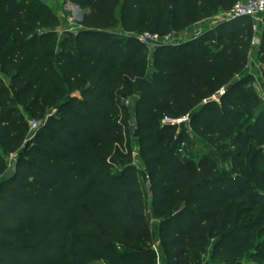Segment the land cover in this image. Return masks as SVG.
<instances>
[{
	"label": "trees",
	"instance_id": "16d2710c",
	"mask_svg": "<svg viewBox=\"0 0 264 264\" xmlns=\"http://www.w3.org/2000/svg\"><path fill=\"white\" fill-rule=\"evenodd\" d=\"M68 1L89 11L75 50L60 49L49 4L0 0V147L17 153L8 180L11 156L0 152V264H156L157 237L166 264H200L207 250L211 264H264V156L231 152L238 140L264 139L247 72L250 19L161 44L152 56L135 38L181 34L238 0ZM119 26L122 35L106 33ZM222 89L220 104L205 103ZM25 111L34 120L51 112L33 142ZM185 116L189 133L161 124ZM132 120L155 231L131 164ZM194 138L214 145L230 171L212 156L183 159L179 149Z\"/></svg>",
	"mask_w": 264,
	"mask_h": 264
},
{
	"label": "rangeland",
	"instance_id": "374dc122",
	"mask_svg": "<svg viewBox=\"0 0 264 264\" xmlns=\"http://www.w3.org/2000/svg\"><path fill=\"white\" fill-rule=\"evenodd\" d=\"M35 1V0H33ZM248 0H238L234 2L231 6H228L227 8H222L214 17L210 19L209 24H216L217 20L222 18L223 15L230 11L236 4L246 2ZM50 8L52 11L58 16L60 19V27L58 28V34L60 37V42H61V50H67V49H76V42L75 38L79 35V33L84 30L83 26L81 25L83 16L88 14L89 11H82L78 8H76L73 4H71L68 0H51L48 2ZM245 23L247 24L248 27V33L252 37L255 35H259L262 40L264 39V17L261 18L260 20L257 21V25L259 26V31L258 33L255 32L253 26L255 22L253 20H245ZM122 29L121 27H116L114 29L107 30L106 33L110 35H115V36H120L122 35ZM193 35V34H192ZM191 33L187 34L182 33L177 35L175 38H171V42H174L176 44L186 40L190 36H192ZM67 41H69L67 43ZM263 42V41H262ZM150 53V52H149ZM150 56H152V53H150ZM253 60L257 58L256 54H253L252 56ZM250 73V70L248 69L247 71ZM264 73V72H263ZM264 77V75H263ZM250 85L253 86L255 89L257 95L260 97L262 101V106L260 108V111L264 112V94H261L257 89H256V80L254 77H252V80L250 81ZM132 101V99H130ZM131 105V104H130ZM51 112H47L46 115L42 118H40L38 121L41 123L46 124L48 117L51 115ZM26 119L27 120H33L35 119L29 112H24ZM258 115V112H256L253 116L247 118L245 123H243L240 127L241 131H245L246 127L248 125H251L254 121V117ZM43 129V128H42ZM39 133V132H38ZM37 133V134H38ZM178 134V131L175 133ZM134 135V121L132 120V127H131V135L130 138L128 139V147L130 148V151L132 152V161L131 164L136 168L139 180L143 186L144 193H145V203H146V209L147 213L149 216H151L152 220V225L154 228V231L157 228V224L159 223L160 219L157 218L156 216H153L152 213V194L150 191V183L147 177V174L145 172V166H144V161L139 157V144L138 141L133 137ZM193 144H189L185 146L184 149V154L182 155L183 159L187 160L189 159L190 161H193L194 163H199L202 158L205 156H212L216 161L222 170L230 171L231 169V162H225L222 159V156L220 153L217 152V148L214 145H211L207 142H203L199 139L194 138ZM254 149L256 151H262L263 156H264V139L262 141H257V142H246L244 140H238L235 143L234 149L231 150V152H234V154H240L243 152H247L250 149ZM0 152L4 157H7L9 154L0 147ZM17 153H12L11 156L14 158V156ZM118 171V169L116 170ZM156 242V241H155ZM80 244L77 241H73L71 244V251L74 257L77 260H80L83 258V255L79 249ZM244 263L246 264H256L253 261H251L249 258L244 259ZM82 264H107L104 260L99 259V258H94L91 257L87 261L83 262ZM200 264H211L209 261V254L208 250L205 251L201 255V263Z\"/></svg>",
	"mask_w": 264,
	"mask_h": 264
},
{
	"label": "built area",
	"instance_id": "2783aa9c",
	"mask_svg": "<svg viewBox=\"0 0 264 264\" xmlns=\"http://www.w3.org/2000/svg\"><path fill=\"white\" fill-rule=\"evenodd\" d=\"M264 17V0H248L246 2L238 3L236 4L230 11L226 12L222 18L218 19L216 24H209L207 22L210 21V19L196 24L192 26L190 29L185 31L187 34H190L188 39L191 38H198L205 30L224 22H231L236 19H243V18H249L255 22L253 28L256 33L259 31V26L257 25V21ZM183 32V33H185ZM182 34V33H181ZM179 34H173L168 37H161L157 34L152 33H142L135 36L137 41L143 45H145L150 53H153L154 50L164 43H172L176 44L174 42H171V38H175ZM185 41V40H184ZM179 44V43H178ZM253 54L257 55V58L253 60L252 56ZM250 60L248 69L250 70V73L253 67H256L260 69L259 75H253V77L256 80V89L261 93L264 94V51H262V38L259 35H255L252 39V48L250 51ZM226 95V89H222L219 92H217L212 98L205 101V103H221V99ZM126 106H130V101L127 100L125 102ZM28 128L30 132L29 142H33L37 136V133L42 130V128L45 126L44 123H41L38 120H27ZM163 127H169V128H176L178 132L181 130L182 127H185L188 130V133L191 132L190 128V116H185L181 118H173V117H165L161 122ZM185 145H182L179 149V154L182 156L184 154ZM16 159L10 157L8 158V165L9 168L13 164H16ZM153 250L156 254V264H166V259L163 256V253L160 248V243L155 242L153 245Z\"/></svg>",
	"mask_w": 264,
	"mask_h": 264
},
{
	"label": "water",
	"instance_id": "95a60500",
	"mask_svg": "<svg viewBox=\"0 0 264 264\" xmlns=\"http://www.w3.org/2000/svg\"><path fill=\"white\" fill-rule=\"evenodd\" d=\"M42 4H48L49 0H39ZM76 8L79 9L78 6H75ZM133 137L136 139L138 137V130L137 128L134 129V135ZM17 174V164H13L11 166V168H9V170L7 171V173L5 174V178L8 180L13 179Z\"/></svg>",
	"mask_w": 264,
	"mask_h": 264
},
{
	"label": "crops",
	"instance_id": "0c3cea01",
	"mask_svg": "<svg viewBox=\"0 0 264 264\" xmlns=\"http://www.w3.org/2000/svg\"><path fill=\"white\" fill-rule=\"evenodd\" d=\"M190 29V28H189ZM251 74L252 75H259L261 72H260V69H258V68H256V67H253L252 68V70H251ZM132 118H133V120H135V116H134V114H132ZM154 216V215H153ZM155 217V216H154ZM158 225V224H157ZM156 242H158V243H160V240H159V238L157 237L156 238Z\"/></svg>",
	"mask_w": 264,
	"mask_h": 264
}]
</instances>
